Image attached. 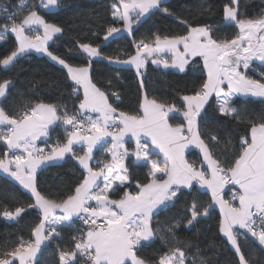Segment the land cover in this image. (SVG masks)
I'll list each match as a JSON object with an SVG mask.
<instances>
[{
  "label": "snow or ice",
  "instance_id": "snow-or-ice-1",
  "mask_svg": "<svg viewBox=\"0 0 264 264\" xmlns=\"http://www.w3.org/2000/svg\"><path fill=\"white\" fill-rule=\"evenodd\" d=\"M236 2L232 0L233 4ZM53 5L56 0H40L39 4L29 8L26 0H21L18 12L27 9L22 18L18 12H10L0 5V16L9 21L0 31V42L10 32L17 45L14 51L0 59V65L7 68L29 51L44 53L66 69L68 79L83 89V98L77 97L79 103L75 112H69L66 107L61 111L57 105L45 102L26 106L17 115L0 107V144L4 146L0 153V171L31 193L33 202L27 208L39 213V223L32 229L34 242L22 240L10 250L5 248L0 253V264H16L17 261L18 264H34L41 245L58 237L59 228L70 225L74 218L86 227L78 236H73L71 250L60 251V264H186L188 255L184 249L190 245L179 240L169 245V237L165 235L172 233L174 239V227L179 226V221L176 225L153 227L152 220L161 208L166 209L170 203L174 205L183 194L181 189L195 191V185L207 189L212 202L201 211L198 202L193 200L191 207L185 209L191 213L188 227L194 226L200 218H207L213 206H219V232L234 249L238 264H251L240 246L242 233L237 229L250 234L264 246V114L250 122V142L247 138L242 139L241 150L231 157L227 155L229 143L225 144V152L216 155L220 137L211 131L201 132L200 121L213 96L221 117L242 122L248 118L233 107L234 96L264 99V77L251 79L241 71V68L248 70L253 61L264 64V16L242 19L235 7L225 5L224 21L234 23L239 29L234 38L216 39L213 26H193L181 21L187 25L186 35L161 37L157 34L154 43L144 40L135 43V55L126 60L108 57L111 63L135 67L137 76L141 77L142 89L141 69L148 57H152L151 62L155 65L177 68L180 72L185 71L189 57L203 60L207 78L193 95L181 97L182 108L175 102H158L145 96L140 104L142 114L131 115L118 111L106 92L90 79L92 60L101 56V49L90 43H79L88 59V65L83 67L73 66L48 50V42L63 30L47 22L39 9H50ZM161 5L162 0H119V6L113 7V21L122 22L123 31L131 35L133 24L139 23L152 10L167 12ZM39 29H42V35ZM121 30L116 26L107 27L104 40L114 38ZM165 51L171 53V62L158 56ZM10 86L11 81L0 83V98H7ZM112 95L120 99L117 93ZM177 113L183 117V122L173 126L169 120ZM57 124L65 126L66 142L49 145L50 151L37 147L36 141L40 138H45L46 144L51 140L55 130L52 126ZM128 135L137 145L131 153L125 148ZM108 137L111 146L105 147ZM141 137L150 139L151 145L163 155V161L152 159L157 153L146 143L142 144ZM75 145L83 148V155L76 153ZM98 147L108 153L111 160L97 161L94 168L91 162L94 149ZM190 147L198 149L202 157L199 168L185 159V150ZM68 154L83 169L82 179L60 200L43 195L37 188L38 170L56 165ZM130 156L135 157L134 165L150 166L148 182H137L135 193L128 190L131 176L125 161ZM226 185L238 188L233 197L238 200V206L223 199ZM116 192H122V195L111 198L110 194ZM25 211L26 208L21 206L14 212L5 209L3 215L15 220ZM157 237L168 250L159 254L158 259L142 258L139 250L151 246ZM78 256L83 259L78 260Z\"/></svg>",
  "mask_w": 264,
  "mask_h": 264
},
{
  "label": "trees",
  "instance_id": "trees-1",
  "mask_svg": "<svg viewBox=\"0 0 264 264\" xmlns=\"http://www.w3.org/2000/svg\"><path fill=\"white\" fill-rule=\"evenodd\" d=\"M21 0H0V5L6 6L10 12H18ZM29 8L40 3V0H26ZM118 5V0H58L56 10L39 9V14L49 23H54L62 28L60 36L55 38L49 46L52 54L71 58L79 62L88 61L87 57L79 48V43H90L101 49L100 58L92 60L91 66L98 87L109 96L110 102L118 111L131 115L140 113V104L145 96L158 102L171 103L183 107L181 97L193 95L199 90L206 74L199 58L191 60L182 73L172 70H164L160 67L147 64L143 72V89L141 79L138 78L133 69L115 65L107 59H128L134 55L135 43L141 40L153 43L155 36L174 37L187 34V24L211 25L213 35L216 39H231L238 34L235 24L225 23L223 11L224 6H232V0H166L162 2L163 10H153L143 17L139 23L133 24V33L130 35L120 33L108 41L104 40L106 29L116 26L123 29L122 22L113 21V7ZM210 9V10H209ZM236 9L242 19H257L264 16V0H238ZM27 14L19 11V18ZM9 23L0 16V31ZM16 48L13 34H7L6 39L0 42V59L9 55ZM251 79L260 80L264 77V65H253L246 71ZM11 81L7 90V98L0 102L8 113L17 115L23 112L26 106H32L37 102H45L57 105L61 111L66 107L69 112H75L79 103L77 97L81 98L79 91H73L74 87L68 79L65 69L56 65L48 57L29 54L19 58L11 67L4 69L0 65V83ZM113 93L120 97L116 99ZM233 107L237 108L241 115L246 116V121H237L228 117H221L217 111L215 98L206 105V114L202 113L200 131L207 134L212 132L220 137L221 143L216 150V155L225 152V144L229 143L227 155L232 156L241 150V141L249 139L250 122L264 114V100L253 97H235ZM173 126L183 122V117L175 115L170 119ZM51 140L42 146L47 150L49 145L66 141L64 127L54 128ZM132 151L133 148L129 147ZM4 146L0 144V153ZM79 153V150H76ZM153 157L158 158V155ZM223 159V157H221ZM106 160L102 153L94 154V162ZM186 160L193 162L199 168L200 154L189 151ZM134 158L129 157L126 164L130 169V186L128 190L135 193L138 191L137 182L144 184L148 182L150 166H136ZM96 167V164H94ZM83 170L76 164L71 156L54 166L45 167L38 173L37 188L43 195L52 199L60 200L68 195L76 183L82 179ZM195 191L182 190L174 205L169 204L165 209L159 210L158 215L152 220V226L156 225L174 227L175 238L172 233H165L169 237L168 244L174 245L176 240L187 242L190 246L185 248L188 255L186 264H238L235 252L230 248L227 240L219 232L220 213L214 207L207 218H200L191 228L187 221L191 213L186 212L193 200L198 202L201 211L211 204V195L205 190L195 186ZM227 191H225L226 197ZM122 192L110 194L111 198H119ZM33 199L16 183L0 175V253L7 248L24 242L33 241L32 229L39 223V213L35 209L27 208ZM25 207L26 211L15 220L7 219L3 215L5 209L15 210L16 207ZM86 226L78 219L71 224L59 228L60 235L53 240H48L41 250L35 264H60V251L71 250L73 236H78L80 230ZM239 243L251 264H264V247L250 236L243 234L239 237ZM168 250L164 242L157 237L151 246L139 250L142 258L158 259L159 254ZM82 260V257H77Z\"/></svg>",
  "mask_w": 264,
  "mask_h": 264
},
{
  "label": "crops",
  "instance_id": "crops-1",
  "mask_svg": "<svg viewBox=\"0 0 264 264\" xmlns=\"http://www.w3.org/2000/svg\"><path fill=\"white\" fill-rule=\"evenodd\" d=\"M57 1L58 0H56V5H53V6H51L54 10H56L57 9ZM166 0H162V2H165ZM237 3H238V0H237V2L235 3V4H233L232 3V6L231 7H235L236 8V6H237ZM44 9V8H43ZM153 11V10H152ZM151 11V12H152ZM148 14H146V16H147ZM142 19V18H141ZM225 23H228V22H225ZM230 24H234V23H230ZM237 28V27H236ZM237 30H238V32H239V29L237 28ZM120 33H122V30H121V32H119V33H117V34H114V36H116V35H118V34H120ZM12 34V33H11ZM39 34L40 35H42L43 34V32H42V29H39ZM60 34L61 33H59V34H55L54 35V38H53V40L55 39V38H57L58 36H60ZM126 34H128L129 35V33H126ZM33 35H34V33H33ZM14 36V35H13ZM14 38H15V36H14ZM110 38H112V37H110ZM109 38V39H110ZM53 40H51V41H49L48 42V45H47V47H48V50H49V46H50V44L53 42ZM15 42H16V39H15ZM154 43V42H153ZM17 46V45H16ZM181 50H182V46H181ZM136 53V52H135ZM29 54H34V55H37V56H44V57H48L49 58V60L50 61H52L53 63H55L56 65H58V66H60V67H62L61 65H59V64H57L55 61H53V60H51V58L48 56V55H46V54H44V53H36L35 51H29V52H27V53H25V54H22L21 55V57H24V56H26V55H29ZM54 55H57V54H54ZM135 55V54H134ZM58 57H61V58H64L69 64H71V65H73V66H78V67H83V66H87L88 65V61H86V62H79V61H76V60H74V59H71V58H66V57H62V56H59V55H57ZM158 56L159 57H162V58H164V59H167V60H169V62H171V53L170 52H167V51H165V52H163V53H159L158 54ZM20 57V58H21ZM98 58H100V57H98ZM195 58H199L200 60H201V62H202V65H203V60L200 58V57H189L188 58V64H189V62L191 61V60H193V59H195ZM19 59V58H18ZM18 59H16L10 66H8L7 68H9V67H11ZM151 60H152V57H148L146 60H145V66H144V68H142L141 69V72L143 73L144 72V70H145V67L147 66V64H152L153 66H156V67H160V68H162V69H164V70H172V71H175V72H179V73H182V72H180L179 71V69H177V68H171V67H169V68H164L163 67V65H155V64H153L152 62H151ZM114 64V63H113ZM188 64H186L185 65V70H186V68H187V66H188ZM255 64H258V65H263V64H259V63H257V62H252V64H251V66H250V68L253 66V65H255ZM115 65H118V66H122V67H126V68H130V69H133L135 72H136V69H135V67H133V66H128V65H120V64H115ZM2 68H4V69H7V68H5L3 65H2ZM63 68V67H62ZM203 68H204V66H203ZM249 68V69H250ZM64 69V68H63ZM66 70V69H65ZM67 71V70H66ZM204 71H205V74H206V78H207V73H206V70L204 69ZM241 71H243V69H241ZM246 71L247 70H244V73L246 74ZM137 74V73H136ZM89 76H90V79L92 80V82L98 87V84H97V82H96V79H95V76H94V71H93V68H92V66L90 67V69H89ZM138 78L139 79H141V77H139L138 76ZM70 82H71V84L73 85V87H74V89H77V91H79V93H80V96H81V99L83 98V89L82 88H79L78 86H76L71 80H70ZM235 97H241V96H234V98ZM248 97H251V96H248ZM212 98H215V96H213V97H211L210 98V100L212 99ZM243 98H245V97H243ZM4 98H0V102L3 100ZM144 99V98H143ZM262 99V98H261ZM215 100H216V98H215ZM262 100H264V99H262ZM143 101V100H142ZM183 102V101H182ZM183 104H184V102H183ZM139 114H142V113H139ZM93 116H95L96 114H92ZM176 115H179L178 113L176 114ZM182 117V116H181ZM169 123H170V121H169ZM53 128H57V127H65V126H63V125H60V124H57V125H54V126H52ZM107 139V141H108V143H107V145H105V147H110L111 146V138L110 137H108V138H106ZM249 142H250V140H251V135L249 136ZM45 142V138H40L39 140H37L36 141V145H37V147H41V148H45L46 150H47V148L45 147V146H42V144ZM66 142V141H65ZM141 143L142 144H144V143H146L147 144V146L150 148V150H152V151H154L155 153H157V155H158V158H155V157H152V159H159V160H161V161H163V155L162 154H160L159 153V150L158 149H156L154 146H152L151 145V141H150V139L149 138H147V137H141ZM129 147H132L133 148V150L132 151H130V150H128L130 153L131 152H134L135 150H136V147H137V145H136V141L131 137V135H128V136H126L125 137V148L126 149H128ZM74 148H75V150H79V153H78V155H83V148L80 146V145H75L74 146ZM196 151V152H198L199 153V151H198V149H195V148H192V147H190V148H188V149H186L185 150V159H186V155H187V153L189 152V151ZM47 151H50V149L49 150H47ZM96 152H99V153H102V155L106 158V161H110L111 160V157H110V155H108V153H106L105 151H103L102 149H100L99 147L97 148V149H94V154L96 153ZM68 156H71L70 154H68L67 156H66V158L68 157ZM131 157H133L134 158V160H135V157L134 156H131ZM201 159H202V157H201ZM64 161V160H63ZM75 161V160H74ZM127 161V160H126ZM126 161H125V163H126ZM62 161H60V162H58L57 164H59V163H61ZM76 162V164L79 166V164L77 163V161H75ZM91 164H92V167H94L95 168V166H94V164H96L95 162H94V160L91 162ZM80 167V166H79ZM205 167H206V165H205ZM45 168V167H44ZM44 168H42V169H44ZM81 168V167H80ZM41 169V170H42ZM41 170H38V173L41 171ZM83 170V169H82ZM0 175H2V176H4V177H6V178H8V179H10L11 181H13L14 183H16L18 186H20L19 184H18V182H16V181H14V180H12V178L11 177H9L6 173H3L2 171H0ZM157 175H160L159 173L157 174ZM197 188H199L200 190H205V191H207V189H201L200 187H199V185H195ZM235 188H236V186H234ZM20 188L22 189V190H24L21 186H20ZM225 189H226V186H225V188H224V190H223V193H222V196H223V199H225L226 200V197H225ZM237 189V191H238V188H236ZM182 190H189V189H181V191ZM25 192H27L26 190H24ZM208 192V191H207ZM28 194H30L31 195V193H29V192H27ZM210 193V192H209ZM211 195V194H210ZM94 203V202H93ZM237 206H238V203H237ZM215 209H217L218 211H219V213H220V209H219V206H213ZM162 209V208H161ZM160 209V210H161ZM75 219V218H74ZM73 219V220H74ZM239 232H241V233H243V230H239V229H237ZM223 236V235H222ZM224 237V236H223ZM225 238V237H224ZM34 237H33V242H34ZM226 239V238H225ZM227 240V239H226ZM47 242L48 241H45L42 245H41V249H40V251H38V253H37V256H36V259H35V262H36V260H37V258H38V256H39V254H40V252H41V250L44 248V246L47 244ZM228 242V241H227ZM258 242V241H257ZM229 244V243H228ZM229 246H230V248L232 249V247H231V245L229 244ZM262 247H264V246H262ZM233 251H234V249H232ZM235 252V251H234ZM35 262H34V264H35ZM16 264H18V261L16 262Z\"/></svg>",
  "mask_w": 264,
  "mask_h": 264
},
{
  "label": "built area",
  "instance_id": "built-area-1",
  "mask_svg": "<svg viewBox=\"0 0 264 264\" xmlns=\"http://www.w3.org/2000/svg\"><path fill=\"white\" fill-rule=\"evenodd\" d=\"M225 191H227L226 200L234 205H237L238 200L233 198L234 193L237 192V189L233 185H226Z\"/></svg>",
  "mask_w": 264,
  "mask_h": 264
},
{
  "label": "rangeland",
  "instance_id": "rangeland-1",
  "mask_svg": "<svg viewBox=\"0 0 264 264\" xmlns=\"http://www.w3.org/2000/svg\"><path fill=\"white\" fill-rule=\"evenodd\" d=\"M117 6H119V0H118V5ZM45 10H54L51 6H50V9H45ZM123 27V26H122ZM122 33H128V32H126V31H123V29H122ZM253 62H257V63H259V64H262L261 62H259V61H253ZM264 65V64H263ZM242 69V68H241ZM243 72H244V69H243ZM225 88H226V85H225ZM253 98H256V97H253ZM257 99H261V98H257Z\"/></svg>",
  "mask_w": 264,
  "mask_h": 264
}]
</instances>
